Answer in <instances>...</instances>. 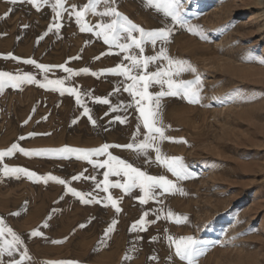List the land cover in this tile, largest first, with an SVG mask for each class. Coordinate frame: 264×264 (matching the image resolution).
<instances>
[{
  "label": "rangeland",
  "instance_id": "1",
  "mask_svg": "<svg viewBox=\"0 0 264 264\" xmlns=\"http://www.w3.org/2000/svg\"><path fill=\"white\" fill-rule=\"evenodd\" d=\"M54 2L49 0L37 10L27 0H17L15 4L0 0V71L31 73L42 83L45 76L50 80L64 79L65 87L81 93L92 119L84 115V108L68 93L61 95L38 84L6 86L0 93V150L13 143L27 150L65 146L98 149L109 144L113 147L108 152L113 156L149 175H166L185 194H161L157 190L155 198L142 205L139 187L127 193L112 187L109 193L122 209L117 214L110 204L105 206L108 193L101 190L107 168L94 167L77 154L25 156L17 151L5 157L0 167L7 164L37 176L51 174L67 181V185L51 180L45 183L23 174L5 176L0 171V218L28 249L32 259L24 264H184L175 257L169 235H191L203 241L207 250L198 258V264H264V16L246 23L248 14L257 12L253 9L256 1L181 0L182 15L189 25L196 26L197 34L174 25L170 17L147 6L146 0H116L113 5L146 31L172 27L168 42L157 40L153 45L146 41L143 55L154 56L163 47L170 57L188 61L201 77L199 103H189L180 96L161 100L165 135L174 138L160 142L161 151L183 158L192 173L184 180H177L154 162L153 149L145 155L116 147L139 143L146 129L134 98L124 91L131 81L102 70L120 64L130 67L125 56L141 55L139 49L121 52L115 45L105 44L102 36L95 35V29L81 32L69 12L72 5L79 8L88 0H66V11L59 20L51 7ZM105 7L101 0L96 14L89 12L85 22L92 26L110 22L111 17L99 15ZM57 22L60 29L53 27L49 31ZM120 42L126 40L122 38ZM9 53L19 59L10 58ZM27 59L49 65L51 70L44 73L24 63ZM59 65L79 74L69 75ZM166 66L167 61L157 60L148 65L147 71ZM84 68L89 71L81 72ZM132 74H139V70L133 69ZM194 78L191 72L175 77ZM161 90L156 83L148 89L153 94ZM96 97L108 99L109 104L98 103ZM117 116L125 123H120ZM181 139L186 143L179 142ZM107 158V153L90 157L92 161ZM81 173L79 180H72ZM126 179L122 173L109 176L112 183H124ZM97 183L101 188H96ZM67 187L91 192L102 202L82 203ZM168 210L186 215L187 222L176 224L165 218ZM144 212L148 213L146 230L130 231ZM113 218L118 223L106 237L105 230ZM33 230L43 235L31 236ZM126 255L131 259L125 260ZM19 257L20 251H16L12 257L5 254L0 259L7 264L9 259Z\"/></svg>",
  "mask_w": 264,
  "mask_h": 264
},
{
  "label": "snow or ice",
  "instance_id": "2",
  "mask_svg": "<svg viewBox=\"0 0 264 264\" xmlns=\"http://www.w3.org/2000/svg\"><path fill=\"white\" fill-rule=\"evenodd\" d=\"M9 2L15 4L17 3V0H9ZM27 2L39 10L42 5L48 4L49 0H27ZM65 2L66 0H55V2L51 5L57 20L62 17L63 11H66ZM100 2L101 0H88L87 3L79 8L77 5H72L69 16H75L81 32H93L95 29V35L102 36L105 44H108L109 46L115 45L121 52L125 53H128L132 48H136L139 49L141 54H129L125 56V60L130 62V67L120 64L114 68L102 70V72L123 75L131 81V83L124 88V91L129 92L134 98L135 104L137 105V111L139 112L140 118L143 122V128L146 129L144 138L139 143H135L134 141L133 143H128L126 145H116V147H124L130 150H135L138 153H143L145 155L148 154L149 149H153L156 153L154 162L166 168L168 172L177 178V180L190 178L192 173L188 171V167L183 163L182 157L168 156L163 154L161 151L160 142L174 140V138L165 135V126L163 125L161 117V100L164 97L180 96L183 99H187L189 103H199L200 88L198 86L202 83L200 75L197 73L196 68L188 61L177 60L170 57L167 53V49L163 47L154 56H144L143 45L146 41H150L153 45L156 44L157 40L168 42L173 29L172 27L165 26L155 30L146 31L143 27L133 23L127 16H124L115 6H113L116 0H103L106 7L103 12L99 13L101 17H111L112 19L110 22H100L94 26L85 22L84 18L89 12L96 14V5ZM146 5L154 8L158 13H162L164 17H170L174 25L186 27L189 32L197 34L196 26L189 25L182 15L181 0H146ZM5 15H7V13ZM53 27L58 31L61 24L58 22L55 23L53 26L49 27V31H51ZM134 33H139V36L134 35ZM46 34L47 33H45V35ZM122 34L126 35H123L122 37ZM122 38L126 40L125 43L120 42ZM8 56L12 59H19L18 57L12 56L11 53H9ZM98 58L99 57H97V59ZM157 60L167 61V66L159 68L155 72H148V65ZM24 63L35 65L36 68L44 73L51 70V66L37 64V62L33 59L24 60ZM261 63H264V61H261ZM58 67L63 69L64 72L69 73V75L79 74L78 72H74L71 68L65 67V65H59ZM133 69L139 70V74L133 75ZM80 71L87 73L89 70L84 68ZM183 72H191L195 74V78L193 80L175 79V77H179ZM91 74L94 76L97 75L96 72ZM24 83L38 84L42 88H50L53 91H59L61 95L68 93L75 96L76 103L84 108V115L88 116L90 120L92 119L89 115L90 110L81 100V93L76 88L65 87L64 79L50 80L47 76H45L44 82L42 83L31 73L26 72L23 74L13 75L7 71H0V93L3 92L6 86L18 88ZM152 83L160 84L162 86V90L155 94L149 92L148 89ZM164 85H167V90H163ZM137 97L138 99H136ZM95 99L98 103L109 104L108 99H102L100 97H96ZM130 106L131 105H129V107ZM112 110L116 111L117 109L113 108ZM116 119L120 121V123H125V120L121 119L119 116H117ZM92 122L95 123L94 120ZM25 123H27V121H25ZM137 132H140L139 127H137ZM20 139L23 140L24 137L21 136ZM179 142L186 143V141H183L182 139ZM110 147L113 146L104 144L98 149H77L65 146L58 149L27 150L21 147L18 143H13L6 150H0V162H3L5 157L12 156L17 151L25 156L77 154L79 158L86 159L89 163H93L94 167L108 169L104 173V180L101 182L103 184V188L101 190L108 193V195L104 198L107 201L105 206L110 204L117 214L120 213L122 209L119 207V201L113 198L111 193H109V188L112 187L121 188L125 193L130 191L132 188L139 187L143 193V195L139 197V202L142 205L148 203L149 200L154 199L157 190H161V194H185L183 189L179 188L173 180L168 179L166 175H149L145 171L133 167L132 164L113 156L110 152H108ZM105 153H107L108 158L104 161H92L90 159L93 155H101ZM0 171H2L5 176L23 174L29 179L35 178L37 180H43L45 183L51 180L56 181L61 185H67V181L51 174H48L47 176H37L35 172L29 171L28 169L9 167L7 164H3L2 167H0ZM121 173L127 178L124 183H112L109 180L110 175H121ZM81 176H83V173L78 176H73L72 180H79ZM84 178L95 180V177ZM101 183H97L96 188H101ZM67 191L78 197L80 201L85 204L102 202L101 200L96 199L91 192L84 193L71 187H67ZM147 216L148 213L144 212L140 219L132 224L129 230L132 232H135L138 229L141 231L146 230L145 226L148 221L145 218ZM165 218L174 220L176 224H181L187 222L188 220L186 215L182 216L175 214L171 210H168ZM117 223L118 221L113 218L110 225L105 230L104 235L106 237L115 230ZM44 227H47V223L44 224ZM41 235H43V233L39 230H33L31 232V236ZM6 237H11V239H7ZM167 239L170 245L174 246L175 257H178L180 261L184 262V264H198V258L203 256L207 250L203 241H200L191 235L181 236L179 238H174L169 235ZM0 240H2V243H0V258H2L5 254H7L8 257H12L14 252L20 251L19 259H9L7 264H24L25 261H30L32 259L29 255L28 249L23 247L24 242L21 240L20 236L17 235L12 228L8 227L2 218H0ZM55 243H60V241H55ZM124 259L129 260L131 257L126 255ZM150 259L155 260L156 257H150ZM169 259L171 260L172 257L170 256ZM0 264H3L2 259H0ZM44 264H75V262L46 261Z\"/></svg>",
  "mask_w": 264,
  "mask_h": 264
},
{
  "label": "bare ground",
  "instance_id": "3",
  "mask_svg": "<svg viewBox=\"0 0 264 264\" xmlns=\"http://www.w3.org/2000/svg\"><path fill=\"white\" fill-rule=\"evenodd\" d=\"M255 1L257 3V6H255L253 9H255V11H257V12L256 13L253 12V13L248 14V16H247L248 19L246 20V23H252L255 21H259V19L260 18L262 19L264 16V11H263L264 1L263 0H255ZM263 26H264V24H263ZM262 38H264V31L262 32Z\"/></svg>",
  "mask_w": 264,
  "mask_h": 264
}]
</instances>
